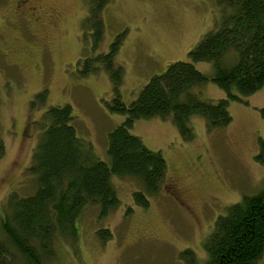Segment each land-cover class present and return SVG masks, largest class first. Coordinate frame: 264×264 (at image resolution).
I'll return each instance as SVG.
<instances>
[{"label":"rangeland","instance_id":"374dc122","mask_svg":"<svg viewBox=\"0 0 264 264\" xmlns=\"http://www.w3.org/2000/svg\"><path fill=\"white\" fill-rule=\"evenodd\" d=\"M88 1L39 0L45 11L33 25L34 36L5 29L10 15L0 2L1 218L10 194L35 190L29 166L47 108L71 105L77 137L109 162L107 135L124 119L108 109L115 94L130 104L167 65L189 60L188 51L222 14L217 0H110L98 29L86 21ZM53 11L58 19L51 24ZM95 35L102 40L94 48ZM113 43L115 63L123 70L116 89L102 65L88 75L81 72L87 57L108 54ZM194 67L208 78L194 89L198 97L221 100L224 92L211 80V63ZM36 94L44 96L42 102L35 99L30 107ZM240 98L229 103L231 123L224 129L208 131L202 117L190 116L191 141L181 137L171 117L134 121L131 134L164 157L163 184L169 187L144 209L132 200L139 182L113 177L119 205L105 218L95 207L84 208L70 229L55 235L50 264H206L203 243L216 218L243 196L257 193L264 180V165L255 158L259 140L264 141V85ZM173 189L181 191L182 200L169 193ZM99 228H108L112 238L103 241ZM12 264L23 263L14 255ZM258 264H264V251Z\"/></svg>","mask_w":264,"mask_h":264},{"label":"trees","instance_id":"16d2710c","mask_svg":"<svg viewBox=\"0 0 264 264\" xmlns=\"http://www.w3.org/2000/svg\"><path fill=\"white\" fill-rule=\"evenodd\" d=\"M109 1L89 0L86 21L101 29V11ZM217 3L222 10L219 21L188 51L189 60L167 65L163 73L149 79L130 104L124 103L118 92L115 94L108 109L124 115V119L107 135L109 162L100 160L94 149L77 137L71 105L46 109L43 131L29 166L35 190L26 196L10 194L5 214L0 217V264H12L14 255L23 264H50L55 235L63 228L70 229L84 208L95 207L105 218L119 205L113 177L139 182L132 200L144 209L149 207L150 198L168 188L163 184L167 172L164 157L131 134L134 121L171 117L181 137L191 141L194 134L190 116L202 117L208 131L224 129L231 123L229 103L241 101L240 97L263 87L264 0ZM94 38L95 48L102 37ZM116 45L113 43L106 55L87 57L82 74L93 73L102 65L116 89L123 76L114 59ZM198 62L213 66L211 80L224 92L221 100H204L194 92L208 80L194 67ZM43 97L36 94L30 107L35 99L42 102ZM259 142L255 158L264 165V141ZM3 150L0 140V157ZM98 230L103 241L112 238L108 228ZM203 244L206 264H258L264 251V180L257 193L243 196L216 218Z\"/></svg>","mask_w":264,"mask_h":264},{"label":"flooded vegetation","instance_id":"af4514ba","mask_svg":"<svg viewBox=\"0 0 264 264\" xmlns=\"http://www.w3.org/2000/svg\"><path fill=\"white\" fill-rule=\"evenodd\" d=\"M5 2L7 5L8 13L10 15L8 19H5L4 26L5 29L9 28L13 33H28L33 34V29L36 21H39L42 18V11H45V7H41L34 0H0L1 3ZM5 15V17L7 16ZM49 23L52 24L56 19H58V14L56 12H51L49 14ZM33 28V29H32ZM175 186V185H174ZM169 187V186H168ZM174 190V189H173ZM172 195H177L182 200V194L180 190H174L173 192H169ZM185 201V200H183ZM183 206V204L181 203Z\"/></svg>","mask_w":264,"mask_h":264}]
</instances>
